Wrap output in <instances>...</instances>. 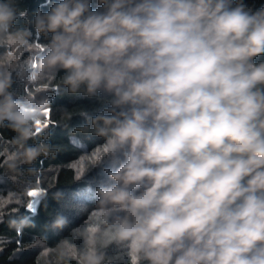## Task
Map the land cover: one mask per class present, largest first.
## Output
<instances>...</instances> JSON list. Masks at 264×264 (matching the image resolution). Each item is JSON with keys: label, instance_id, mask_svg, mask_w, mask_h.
I'll return each instance as SVG.
<instances>
[{"label": "clouds", "instance_id": "clouds-1", "mask_svg": "<svg viewBox=\"0 0 264 264\" xmlns=\"http://www.w3.org/2000/svg\"><path fill=\"white\" fill-rule=\"evenodd\" d=\"M93 2L44 0L30 15L0 0V47L29 53L28 81L100 105L81 130L102 139L104 175L85 190L107 242L135 264H264V7ZM21 82L16 58L0 57V127L30 164L52 146L28 143L45 106Z\"/></svg>", "mask_w": 264, "mask_h": 264}, {"label": "trees", "instance_id": "trees-1", "mask_svg": "<svg viewBox=\"0 0 264 264\" xmlns=\"http://www.w3.org/2000/svg\"><path fill=\"white\" fill-rule=\"evenodd\" d=\"M43 3L20 0V7L29 9L31 15ZM246 3L264 7V0ZM44 42L37 37L35 47L39 49ZM16 52L15 48L0 47V57ZM28 56V52H18L22 82L15 87L22 95L33 97L36 105L45 106L35 124L34 138L28 143L50 144L52 154L23 163L21 149L13 143L15 133L0 127V198L5 202L0 238L6 241L0 244V264H86L85 257L90 253L103 254L102 264H133L135 258L128 248L107 242L98 211L93 204H86L91 199L86 184L104 175L103 168L94 164L101 153L102 139L83 132L81 127L86 123L83 113L94 115L100 105L94 99L58 88L56 80L28 81L23 71ZM32 190L45 192L35 213L26 206L33 199L27 195ZM61 216L67 223L57 228L54 222ZM37 240L39 245L35 244Z\"/></svg>", "mask_w": 264, "mask_h": 264}, {"label": "snow or ice", "instance_id": "snow-or-ice-1", "mask_svg": "<svg viewBox=\"0 0 264 264\" xmlns=\"http://www.w3.org/2000/svg\"><path fill=\"white\" fill-rule=\"evenodd\" d=\"M27 195L31 198H33L30 202L27 203V209L31 212V213H35L36 212V205L39 203V200L37 199L40 196L45 195V192L42 190H33V191H29L27 193ZM11 202V201H9ZM22 203V201H20ZM4 205L5 202L2 198H0V221H2L3 219V209H4ZM18 231V235L20 234V230ZM6 241L3 238H0V244L5 243ZM17 243H19V241H17ZM40 241H35V244L39 245ZM133 264H135V261H133Z\"/></svg>", "mask_w": 264, "mask_h": 264}, {"label": "rangeland", "instance_id": "rangeland-1", "mask_svg": "<svg viewBox=\"0 0 264 264\" xmlns=\"http://www.w3.org/2000/svg\"><path fill=\"white\" fill-rule=\"evenodd\" d=\"M17 50L15 49V52H16ZM18 51L16 52V54L14 53V54H12L11 56H9L10 58L11 57H15L16 58V60L18 59ZM33 191V190H32ZM38 200H39V197L37 198Z\"/></svg>", "mask_w": 264, "mask_h": 264}]
</instances>
